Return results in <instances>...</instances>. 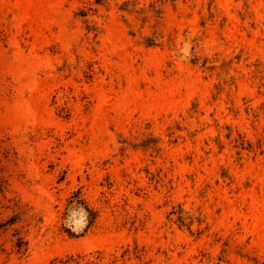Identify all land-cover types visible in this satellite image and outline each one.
I'll return each instance as SVG.
<instances>
[{
    "label": "rangeland",
    "instance_id": "obj_1",
    "mask_svg": "<svg viewBox=\"0 0 264 264\" xmlns=\"http://www.w3.org/2000/svg\"><path fill=\"white\" fill-rule=\"evenodd\" d=\"M60 261L264 264V0H0V264Z\"/></svg>",
    "mask_w": 264,
    "mask_h": 264
},
{
    "label": "trees",
    "instance_id": "obj_2",
    "mask_svg": "<svg viewBox=\"0 0 264 264\" xmlns=\"http://www.w3.org/2000/svg\"><path fill=\"white\" fill-rule=\"evenodd\" d=\"M85 210L88 212V213H90V214H92V216H93V211L92 210H90L89 208H88V206H86V208H85ZM15 223H17V221H16V219L15 218H12V219H10L9 221H8V224H10V225H14ZM20 241V240H19ZM61 263H63V264H65V263H69V261H67V262H64V261H60ZM54 264H60V263H54Z\"/></svg>",
    "mask_w": 264,
    "mask_h": 264
}]
</instances>
